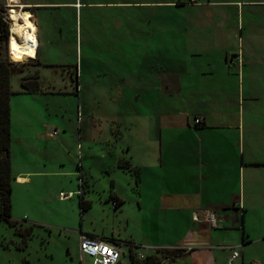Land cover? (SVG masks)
Segmentation results:
<instances>
[{
	"label": "crops",
	"instance_id": "0c3cea01",
	"mask_svg": "<svg viewBox=\"0 0 264 264\" xmlns=\"http://www.w3.org/2000/svg\"><path fill=\"white\" fill-rule=\"evenodd\" d=\"M17 1L31 10L32 20L37 27L36 57L28 65L36 67L33 73L37 77L27 81L30 86L36 80L39 90L42 72L49 67L61 72V80L58 82H62L65 88L73 85L78 89L77 92L84 88L117 89V98L121 101L116 100V115L112 122L118 128L112 130L113 138L107 150L102 146L101 130L92 128L101 122L102 116H96L91 110L84 114V111L80 112L78 109L77 131L71 128L74 125L71 119L51 123L57 127L45 134L35 126L31 133L29 130L22 142L20 158L13 156L11 152L14 178L12 202L17 190L28 204L27 213L34 212L42 200H52L50 189L54 177L63 179L78 174V179L82 180L86 188L83 196L87 202L83 210L78 194L82 214L92 211L96 214L104 213L107 206L104 204L108 203L110 209L120 211L122 218L121 228L112 225L109 231L103 226L93 225L92 221L86 234L110 241H123L126 243L125 250L131 256L135 252L141 254L140 251L144 249L145 254L154 257V263L157 261L158 264H219V257L228 264V258L236 248L240 252V256L234 261L236 264H264V147L258 141L256 146H252L250 141L246 146L247 133L239 122H235L234 115L219 99L220 91L214 92V89L226 86L230 79L227 82L225 78H219L218 85L213 86V74L210 71L214 69L213 66L207 68L208 65H204L199 69L191 67L194 56L203 53L189 48V36L185 34L177 36L174 42L176 45V41L179 44L182 41L188 48L174 49L171 68L164 66L146 70L148 66H145V71H141V68L134 64L132 66L131 63H134V52L145 58V35H134L138 23L132 15L124 18L114 15L111 17L113 11L116 14L118 10L151 7L145 4L159 3L163 4L159 7L174 8L191 5L190 0ZM240 2L251 7L249 14H255L256 7L264 8V0H212L208 3L229 10L231 6H236L239 11L236 3ZM193 3L198 4V0ZM43 10L46 15L40 17L39 11ZM105 14L108 17H103ZM237 14L239 16V12ZM152 20L153 18L149 19L150 22ZM224 20L223 17L222 21L225 23ZM261 22L263 21L251 17L246 23L259 26ZM144 24L147 26L148 22ZM243 24V20L238 21L237 27L242 32L238 39H246L254 47L248 50L247 55L255 58L263 55L264 42H259V36L254 33H245ZM149 25L154 29L155 21ZM153 34L152 31L148 35V42L154 38ZM214 35L210 36L211 40L219 42L217 47H213L218 61L215 65L219 69V76H225L233 70L228 64L233 62L234 56L230 57V48L225 49L223 42L228 35L220 38H215ZM170 36L161 34L155 40L164 41ZM219 39L222 40L221 45ZM71 55L75 62L69 60ZM102 56L118 57L121 62H128L129 58L131 63L127 71L119 68L115 70L114 76L107 77L103 73L108 71H102L100 66H96L97 58L100 61ZM154 56L157 58L164 55L156 52L151 58ZM241 68L243 66L238 68L237 74L231 73L233 84L238 90L239 76L236 75H239ZM134 74L138 80L134 79ZM168 74L170 76L167 77ZM23 78L25 76H20L21 87L14 89L15 93L11 97V118L18 101L24 115L26 110L40 109V105L29 98L32 97L29 95L38 94L39 91L24 92ZM136 81L143 85L145 83L148 90L152 88L150 83L158 84L155 85L158 90L156 98L150 96V101H145V106L149 107L145 120L155 117L158 125V130L145 129L149 140L143 139L142 134L135 136L133 133L128 137L134 120L130 117L131 109L120 106L127 105L132 99L126 98V94L123 97V90L133 89ZM18 95L21 100L16 98ZM198 116L203 118L201 124L195 122ZM45 124L48 126V123ZM123 124L126 129L122 128ZM59 129L63 130L61 137H58ZM53 130H57V133L52 134ZM150 131L153 135L158 131L157 139L149 134ZM48 138L51 140L50 145L45 142ZM53 143H57L56 146L59 147L56 151L52 147ZM76 149L80 157L75 169L73 165H66L60 154L63 150L67 153L69 162L71 160L75 163ZM106 151L109 152L110 159L102 164ZM93 168L99 169L103 172L102 175L110 179L109 195L105 196V202L100 201V209L94 208L93 200L86 195L87 191L94 190L95 181L90 183L94 180ZM115 169L127 173L129 178L125 186L120 187L122 181L119 183L113 177L118 175V172L113 174ZM72 189L69 192H73ZM30 192L31 198L28 199ZM61 192L63 191L59 193ZM200 208L214 210L223 227L214 229L204 222L194 221L192 212ZM29 226H32V232L36 227L49 229L35 221L21 224L23 228ZM7 248H11L10 244L6 245L4 238L0 239V264H6L3 254ZM145 260L136 264H143Z\"/></svg>",
	"mask_w": 264,
	"mask_h": 264
},
{
	"label": "rangeland",
	"instance_id": "374dc122",
	"mask_svg": "<svg viewBox=\"0 0 264 264\" xmlns=\"http://www.w3.org/2000/svg\"><path fill=\"white\" fill-rule=\"evenodd\" d=\"M209 1L212 0H198V4L196 3V5H194L195 3L190 2L191 5L174 8L163 6L159 7L163 4L153 3L145 4L151 5V7H145V9L141 10L133 9L130 11L123 9L118 10L116 14H114L115 11H113L111 17H113V15L123 18L131 17V15L134 17L138 23L136 27L137 32H135L134 35L137 33L145 35L146 55L145 58H143L140 57L138 53L134 52V63H131L129 58L128 62L125 60L121 62L118 57L114 58L111 56H102L100 61L99 58H97L96 66H100L102 71L107 70L108 73H103V76L107 77L114 76L115 70H118L119 68L127 71L130 63L132 66L134 64L135 67L141 68V71H145V66H148L146 70H149L150 68H162L164 66L171 68L174 57V49L182 48L185 50V48H188V46L182 41L181 44H179V41H176L175 45V39H177V36L179 35H188L190 39H188L189 48L203 53L194 56L195 59L192 63H190V66L194 69H199L200 66L204 65H208L207 68L209 66H213L214 69L210 70L209 68L213 74V78L211 79V84L213 86L218 85L219 78L220 80L225 78L227 82L230 79L226 86L224 85L222 89H214V92L216 93L218 90L220 91L219 99L224 102L225 108L228 109L232 115H234L233 119H235V122H239L240 127L247 133L245 137L246 146H248V141H250L252 146H256L255 143L258 141L259 145L264 147V54L260 55L261 57L258 56L257 58H255V56H248V50L253 49L254 47H251L250 43L246 39L239 41L238 38L242 35V32L240 27H237L238 21L242 22L243 20V31H245V33L248 32V34L254 33L258 35L260 40L259 42H264V29H262V27H264V8L256 7L257 10H254L255 14H249L251 7L246 4L243 5L242 2L236 3L239 6L238 11L236 6H231L229 10L224 9L222 6H214L213 3H208ZM0 4L5 6V14L8 11V6L10 9L7 18L9 19L10 39V27L12 21L10 20L9 15L13 12L17 15V19H19L18 15L20 14L23 5L21 4L20 6H17L19 3L16 0H0ZM237 11L239 12V16ZM39 13L40 17H43L42 15H46L45 10L39 11ZM103 17L108 16L105 14ZM223 17L225 18L224 21L226 24L222 21ZM251 17H256V19L263 22H261L259 26H254V23H246ZM152 18L153 20L150 22L149 19ZM2 19L5 20L4 15ZM40 21H42V18ZM154 21L155 25L153 29V27L149 24ZM145 22H148L147 26H145ZM234 28L236 30H234ZM256 28L259 30L257 31ZM152 31L154 33V38L148 42V35ZM213 33L215 34V38L228 35V38L223 40L226 46L225 49L230 48L228 53L230 54V57L234 56V60H232L233 62L236 60L234 63L232 62L228 64V66H230L233 70L225 76L224 74L219 76V69L215 65L218 61L216 60L214 54L215 50L213 47H217L216 45H219V42L211 40L210 36H213ZM161 34H170L171 36L166 38L164 41L155 40L158 36H161ZM219 40L221 45L222 40ZM0 49H5L4 38L0 39ZM156 52L162 53L164 56L157 58L154 56V58H151V55ZM11 53L19 60L16 62L21 64L18 68H16L12 75V88L14 90L21 87V84H19L20 76L23 77L31 73L33 74L36 67H33V65L31 67L28 66L31 61L30 58L27 57L24 59L25 55L10 52V54ZM238 54L239 56H237ZM72 56L73 55L70 56L69 60L75 62V59ZM242 66L244 68V72H242L243 68H241L239 75H236L239 76L238 90L233 84L231 73L237 74L238 68ZM42 73L43 78L38 94L35 93L29 95L32 96L29 98L34 103H37L38 106L40 105V109H38V111L35 110V108L26 110L24 115V113L20 110L22 109V105L19 104L20 101H18L17 106L13 108L11 144V152H13L12 155H17L18 158H20V149L22 148L23 139L29 130L30 133L33 131L34 126L38 131H43L45 134V132L51 131L53 128L57 127L56 125L52 126L51 123H59L63 120L71 119L72 122H74V125H72L71 128H73L74 131H77V115L79 110L80 112L84 111V114L91 110L96 116H102L100 118L101 122H99V124L97 123L96 127L92 128L95 130H101L102 146L103 148L106 147L107 150L111 145L110 140L113 138L111 135L112 130L118 128L117 124L112 122V118L116 115V100L121 101L117 98L118 90L99 87L93 89H79V92H77L78 89H76L75 86L68 85V88H65L62 82H58L61 80L60 71H55L54 69L48 67L47 69L44 68ZM133 76L134 79H139L135 74ZM168 76H170V74H168L167 77ZM150 84L152 85V88L148 90L145 88V83L143 85L141 82L136 81L134 82L133 89L128 88L123 90V97L127 95L126 98H132L128 101L127 105H120L121 107L127 106L128 109H131L130 117L134 120L133 127H131L128 132V137H131L133 133H135V136H140L142 134L143 139L149 140L148 133L145 134V129L148 128L150 130H158L155 117H148L151 119L145 120L147 119L145 118V113L149 108L145 106V101H150V96L152 98H156L155 96L158 95V90L155 88V85L158 84ZM52 85L57 86L55 88L52 87ZM16 98L21 100L19 95ZM120 106L118 107L120 108ZM16 109H18V111L15 112ZM127 121H129V119ZM45 123H48V126ZM43 124L44 126L42 127L41 125ZM122 128L126 129L124 124ZM62 131L63 130L59 129L60 134L58 137L63 135ZM157 132L153 135L150 131L149 134L157 139ZM249 135L250 138H248ZM52 141L55 142L56 140ZM45 142L50 145L51 140L48 138ZM52 145L55 151L59 148L56 146L57 143H53ZM74 153L77 155L75 163H72L71 160L69 162V157L63 150L60 156L64 158L66 165H73L76 169L77 165H79L80 157L78 149H76ZM108 155L109 152L106 151L102 164L110 159ZM115 172H118V175L113 177H115L119 183L122 181L120 187L125 186L127 178H129L127 173H122L116 169L113 170V174H115ZM102 173L99 169H92L94 180H91L90 183L95 181L93 184L94 190L87 191L86 193V195H88L87 198L93 200L94 208L98 209L101 208L100 201L102 200V202H105V196L107 197L109 195L110 190V179L106 178V176L102 175ZM77 175L78 174H75L74 177H63V179L54 177L53 186L50 189L52 200H50V202L42 200V203L35 208L34 212L29 211L27 213L28 204L25 198L23 199L21 197V193L15 190L11 211L12 218L17 220L18 224H29L35 221L42 224V226L49 227V229L45 230L42 229V227H36L32 234L25 240L23 239L24 236H22V234L15 231V226H12L5 220H1L0 239L4 238L6 245L10 244L11 246V248H7L3 254L6 264H83L80 251V235L81 232L86 233L88 231L86 229H89L92 221L93 225L103 226L106 231H109V228L112 225L117 228H121L122 218L119 215L121 214L120 211L116 212L110 209L108 203H103L104 206L107 205L104 213L99 212L96 214L95 211H92L89 214H87V212L82 214L79 209V197L77 191L81 181L78 179ZM123 178L125 179L124 181ZM17 188L18 187H16V189ZM70 189H72L73 192H71V194L66 198L62 197L59 193L60 191H63L68 194ZM31 194L32 193L30 192L28 199L31 198ZM100 194L102 197H99ZM81 226H83L82 230ZM125 252L128 256L129 254L127 249ZM140 252L142 253L139 254L138 252H135L134 257L137 261L145 260V258L148 257V255L145 254L144 249ZM184 258L187 259L186 257ZM90 261V258L87 257V262L90 263ZM155 262L157 263V261ZM168 264L174 263L168 262ZM219 264H226V262L219 257ZM234 264L236 263L234 262Z\"/></svg>",
	"mask_w": 264,
	"mask_h": 264
},
{
	"label": "trees",
	"instance_id": "16d2710c",
	"mask_svg": "<svg viewBox=\"0 0 264 264\" xmlns=\"http://www.w3.org/2000/svg\"><path fill=\"white\" fill-rule=\"evenodd\" d=\"M5 6L0 4V39L5 40V49H0V221L5 220L12 226L16 227V231L22 234L24 237H29L32 234V226L21 227L18 221L12 218V162H11V97L15 93L12 88L11 78L19 66V61L12 53V60L8 50L7 39L9 36V20L5 18ZM3 15L4 19L3 20ZM30 56H24V59ZM36 56L30 57V60H34ZM21 65V64H20ZM37 74H29L23 78L22 86L24 92L38 90V82L35 80L33 86L27 82L30 79H36ZM85 185L80 183L79 196L80 207L83 210L87 201L84 200ZM149 259V260H148ZM138 261L132 256V263L136 264ZM141 264V262L139 263ZM143 264H158L154 263V257H147Z\"/></svg>",
	"mask_w": 264,
	"mask_h": 264
},
{
	"label": "built area",
	"instance_id": "2783aa9c",
	"mask_svg": "<svg viewBox=\"0 0 264 264\" xmlns=\"http://www.w3.org/2000/svg\"><path fill=\"white\" fill-rule=\"evenodd\" d=\"M190 2H196V0H190ZM21 4H17V6ZM15 6L16 8H18ZM10 9L8 6V11L6 12V17L8 18V13ZM9 20V19H8ZM37 36V34H36ZM38 48V40L36 45V51ZM8 50L9 54L11 52L9 41H8ZM11 57V54H10ZM30 58V57H27ZM12 59V58H11ZM14 61V60H13ZM196 124H201L203 122V118L201 116L196 117ZM52 134H56V130H53ZM80 191H78V194ZM62 197L66 198L71 194L61 192ZM116 202H114V207ZM192 219L198 222H204L209 225L211 228L218 229L223 227L215 213L214 210L210 208H200L192 212ZM125 242L116 241V240H108L98 236H93L90 234H86L81 232L80 235V251L83 260V264H131L132 256L129 254L126 255L125 252ZM240 256L239 250L236 248L233 249L232 253L228 258V264H233V262ZM87 257L90 258V263L87 262Z\"/></svg>",
	"mask_w": 264,
	"mask_h": 264
},
{
	"label": "bare ground",
	"instance_id": "6f19581e",
	"mask_svg": "<svg viewBox=\"0 0 264 264\" xmlns=\"http://www.w3.org/2000/svg\"><path fill=\"white\" fill-rule=\"evenodd\" d=\"M32 14L31 10L24 5L18 15L19 19L15 13H10L9 17L12 22L9 45L11 52L30 57L36 56L37 27L32 20Z\"/></svg>",
	"mask_w": 264,
	"mask_h": 264
},
{
	"label": "water",
	"instance_id": "95a60500",
	"mask_svg": "<svg viewBox=\"0 0 264 264\" xmlns=\"http://www.w3.org/2000/svg\"><path fill=\"white\" fill-rule=\"evenodd\" d=\"M8 41H9V36H8V39H7V44H8Z\"/></svg>",
	"mask_w": 264,
	"mask_h": 264
}]
</instances>
